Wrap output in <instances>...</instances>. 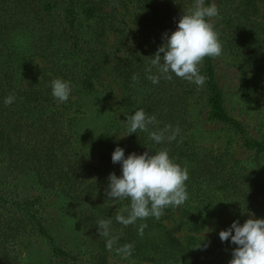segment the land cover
<instances>
[{
    "label": "trees",
    "instance_id": "trees-1",
    "mask_svg": "<svg viewBox=\"0 0 264 264\" xmlns=\"http://www.w3.org/2000/svg\"><path fill=\"white\" fill-rule=\"evenodd\" d=\"M212 3L223 53L205 57L198 86L145 71L194 0H0V264H229L237 246L220 231L264 218V0ZM56 78L72 85L67 102L52 95ZM140 108L159 122L150 131L179 127L176 139L127 135ZM118 146L125 158L167 149L188 169L187 201L118 223L130 204L106 195L110 173L122 176ZM101 219L120 237L112 250Z\"/></svg>",
    "mask_w": 264,
    "mask_h": 264
},
{
    "label": "clouds",
    "instance_id": "clouds-1",
    "mask_svg": "<svg viewBox=\"0 0 264 264\" xmlns=\"http://www.w3.org/2000/svg\"><path fill=\"white\" fill-rule=\"evenodd\" d=\"M219 17V9L215 3L205 4V0H194L193 6L179 19L177 29L169 36L164 34L165 43L162 44L145 69L147 78L158 84L160 79L171 81L172 74L186 81L203 86L206 77L200 74V65L205 57L218 58L223 53V45L219 33L215 30L214 20ZM163 53V56H161ZM153 68L158 74H152ZM134 83L139 76H132ZM52 95L59 102H67L71 92L70 82L56 78L51 82ZM14 94L5 98V105L15 101ZM159 122L156 116L149 115L143 108L127 116L128 134L137 131L148 132L149 138L157 144L165 140H175L179 127L172 129L166 125L163 129L150 131V126ZM112 162L121 163L122 176L110 173L106 195L110 199L130 201L129 206L116 215V221L125 227L133 225L137 220L154 217L159 220L164 209L183 205L188 199L186 181L189 172L181 167L169 156L167 149H161L153 154L145 151L141 155L135 152L125 158L124 149L116 147L112 153ZM127 212V216L123 214ZM111 219L98 221V234L106 239V248L112 250L119 240V235L111 232ZM146 223L138 228V235H144ZM234 231V234H233ZM221 241L229 239L235 247L229 264H264V218H249L243 225L234 221L230 228L219 233ZM134 250V244H124L116 248L118 255L128 259Z\"/></svg>",
    "mask_w": 264,
    "mask_h": 264
},
{
    "label": "rangeland",
    "instance_id": "rangeland-1",
    "mask_svg": "<svg viewBox=\"0 0 264 264\" xmlns=\"http://www.w3.org/2000/svg\"><path fill=\"white\" fill-rule=\"evenodd\" d=\"M114 39L115 37L113 35H111L110 37V43H113L114 42ZM108 85H110V90L112 92H110V94H114V99H118V97L122 94V89L118 83V81L116 79H114L113 77H109V82L107 83ZM121 139H125V130H123V132H121V134H119ZM95 161V160H94ZM1 177H2V172L0 171V180H1ZM25 187V185H23V188ZM22 189V188H21ZM213 229L214 227H209L207 230H205L203 232V235H206V236H212L214 234L213 232Z\"/></svg>",
    "mask_w": 264,
    "mask_h": 264
}]
</instances>
